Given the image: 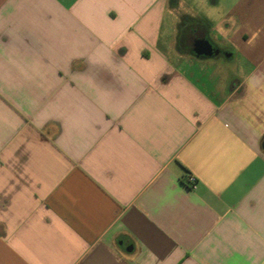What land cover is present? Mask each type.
Instances as JSON below:
<instances>
[{"label": "crops", "instance_id": "0c3cea01", "mask_svg": "<svg viewBox=\"0 0 264 264\" xmlns=\"http://www.w3.org/2000/svg\"><path fill=\"white\" fill-rule=\"evenodd\" d=\"M0 264H264V0H0Z\"/></svg>", "mask_w": 264, "mask_h": 264}, {"label": "built area", "instance_id": "2783aa9c", "mask_svg": "<svg viewBox=\"0 0 264 264\" xmlns=\"http://www.w3.org/2000/svg\"><path fill=\"white\" fill-rule=\"evenodd\" d=\"M188 183L194 188L196 184V179L194 176H189Z\"/></svg>", "mask_w": 264, "mask_h": 264}, {"label": "water", "instance_id": "95a60500", "mask_svg": "<svg viewBox=\"0 0 264 264\" xmlns=\"http://www.w3.org/2000/svg\"><path fill=\"white\" fill-rule=\"evenodd\" d=\"M205 44L209 47L208 50H211V49H212V47H211V45L209 44V42L205 41Z\"/></svg>", "mask_w": 264, "mask_h": 264}]
</instances>
